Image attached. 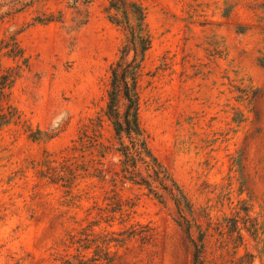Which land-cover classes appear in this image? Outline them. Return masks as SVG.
<instances>
[{
	"label": "rangeland",
	"instance_id": "rangeland-1",
	"mask_svg": "<svg viewBox=\"0 0 264 264\" xmlns=\"http://www.w3.org/2000/svg\"><path fill=\"white\" fill-rule=\"evenodd\" d=\"M133 1L152 38L141 124L193 206L191 239L205 237L204 264H264V0ZM108 5L0 0V83L21 65L6 43L15 38L28 60L0 104L17 112L0 128V264H65L75 254L70 235L93 222L95 234L126 232L111 248L113 264H194L188 224L171 199L131 183L114 194L83 170L66 182L70 169L88 165L80 132L105 108L125 42ZM103 131L106 142L107 122ZM103 162L113 169L118 156ZM45 165L66 181L52 182Z\"/></svg>",
	"mask_w": 264,
	"mask_h": 264
},
{
	"label": "trees",
	"instance_id": "trees-1",
	"mask_svg": "<svg viewBox=\"0 0 264 264\" xmlns=\"http://www.w3.org/2000/svg\"><path fill=\"white\" fill-rule=\"evenodd\" d=\"M77 10L79 13V9ZM106 13L109 21L125 33V42L121 46L119 59L110 67L106 106L95 118H90L80 132L78 150L82 153L89 152L90 160L86 166L77 165L80 169L76 171L70 169L71 178L67 181L61 173L45 166L47 170L52 171L50 176L54 183L65 180L72 185L78 176L76 172L83 170L88 171L89 176L102 183H111L114 194H117L115 189L119 183H131L145 188L161 202H165L166 198L171 199L182 219L188 224L187 234L195 248L194 264H204L205 237L200 240V244L193 241L190 232L191 222L187 219L188 212L192 216L194 214L193 206L172 174L152 150L149 135L141 124L140 82L143 64L152 45L146 10L133 0H109ZM4 48L8 50L7 57L28 67L24 51L15 38L6 43ZM258 63L264 68V51H260ZM21 65L17 69H8L6 75L1 78L0 104L5 97L4 90L10 89L19 76ZM3 109L0 105V128L11 123L17 115L16 109L12 106H9L6 112ZM106 122L111 128V137L104 142L103 130ZM108 154L118 156V162L113 165V169L103 162ZM117 205L121 206L119 203ZM97 224L99 223L93 222L76 234L70 235L68 248L74 249L75 254L71 256L72 259H67L65 264L114 263L116 252L112 253L111 248L126 243L127 238L121 237L126 232L95 234L92 228ZM133 234L135 233H129L128 236ZM237 241H243L240 233ZM89 251L93 252L91 258L87 256Z\"/></svg>",
	"mask_w": 264,
	"mask_h": 264
}]
</instances>
